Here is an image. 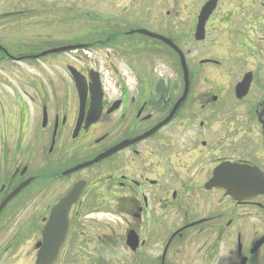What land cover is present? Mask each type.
<instances>
[{
  "label": "flooded vegetation",
  "instance_id": "obj_1",
  "mask_svg": "<svg viewBox=\"0 0 264 264\" xmlns=\"http://www.w3.org/2000/svg\"><path fill=\"white\" fill-rule=\"evenodd\" d=\"M207 1L184 18L175 0L125 4V11L140 12L104 15L108 26L97 40L76 34L58 42V0H0V204L24 183L0 212V237L8 230L0 258L30 239L32 198H39L44 224L52 207L81 183L67 211L70 226L58 263L78 264L82 255L88 261L79 264H107L110 239L119 237L134 264H264V243L255 248L264 235V228L257 229L264 193L239 199L207 185L222 163L264 172V0H214L199 40ZM141 29L170 38L184 54L187 74L172 45ZM216 30L217 56L191 58L188 45H206ZM136 35L148 41L118 40ZM68 45L112 47L108 74L79 54L59 71V56L70 51L52 50ZM44 51L50 52L40 55ZM158 55L174 63L168 74L157 72ZM70 66L88 84L81 121ZM94 77L101 81L102 110L88 122L99 90ZM118 213L125 232L111 235L110 218ZM132 232L134 248L128 243ZM93 240L99 245L91 253Z\"/></svg>",
  "mask_w": 264,
  "mask_h": 264
},
{
  "label": "rangeland",
  "instance_id": "obj_2",
  "mask_svg": "<svg viewBox=\"0 0 264 264\" xmlns=\"http://www.w3.org/2000/svg\"><path fill=\"white\" fill-rule=\"evenodd\" d=\"M141 0H58V42L60 41H69V38L74 39L75 35H85L87 34V38L89 40H97L98 35L100 36V31L104 32L105 28L108 26L107 22L104 19V15H112L116 17L117 15H121L123 17L131 16L134 13L140 12V10L134 9L133 7L129 9L128 11H125V9H122V5H136L137 8L140 6ZM200 0H175L174 5H179L180 13L179 17L184 18L185 12L188 9L196 10V6ZM188 4V5H187ZM186 5V6H185ZM178 8V6H177ZM142 16H144V13H141ZM184 22V21H183ZM116 24L113 26L115 27ZM118 26V25H116ZM85 27H89L90 29H85ZM217 36V30L213 32V34L208 36V39L206 41V45H188L189 48H191V58L194 56L197 59H201L203 57H212L215 58L218 54L219 49L216 48L213 43L214 39ZM62 37V39H60ZM120 41H137V40H144L148 41L147 39H143L140 36L136 35L133 37H120L118 38ZM164 50L163 47L159 46V49L157 51ZM115 50L111 47L107 50L105 47H99V45H94L92 48L86 49V50H78L75 52H71V54L59 56L58 60V70H62V64H65L67 62H72L73 58L72 56L75 54H79L83 57L86 64L91 65H98L100 69L103 70V74L107 75L108 72L105 70V64L107 61L109 62L110 58L112 60L115 59V57L112 55ZM111 52V55L107 56V53ZM109 57V58H108ZM157 67L159 70L157 72L162 73H169V69H173V64L169 62V58L163 55H158L155 57ZM119 62L122 64V60L119 61L116 60V63ZM45 63V62H44ZM205 66V65H204ZM42 68H46L45 64H41ZM30 68V67H29ZM35 68L31 67V72H34ZM63 71V70H62ZM14 73H18V69L15 68ZM210 79H218L214 76L213 73L210 74ZM195 86L199 85V82H195ZM203 87V84H202ZM197 89V87H194ZM204 88V87H203ZM32 110V107H31ZM6 129V128H5ZM3 132V131H2ZM9 140H11V134L9 133ZM54 166H58L57 163L54 164ZM39 198H32L31 204H30V217L31 222L35 225L33 230L30 232V239L24 241V244L22 247H20L19 251L14 253V255L9 256L8 258L1 257L0 258V264H35V258H36V243L41 238V232L40 227L42 225L41 223V215L44 214V210L41 208L39 201ZM264 214V213H262ZM121 214L118 213L117 215H111L110 218V233L111 235L114 233V230L116 229L117 232L120 234H123L125 225L120 221ZM21 216H18L19 219H21ZM16 220H18L16 218ZM259 218L255 216V221H258ZM16 222V221H15ZM15 222H12L9 225V230L12 229V227L15 226ZM37 222V223H36ZM264 228V217H262L261 221L257 225L258 230H262ZM4 234H8V230H6L3 234V236L0 237V249H3V247L8 243L7 240L3 239ZM99 245V242L97 240H93L92 244L89 247L90 252H95L96 247ZM109 250H108V263L107 264H134V254L130 249H127L124 247L121 238H117L114 242L113 239H110L109 243ZM84 253V252H83ZM76 256V255H75ZM80 262H87L88 260L85 259L82 255L80 257ZM78 263V264H79ZM56 264H69L67 259H63L60 263ZM71 264H73L71 262Z\"/></svg>",
  "mask_w": 264,
  "mask_h": 264
},
{
  "label": "water",
  "instance_id": "obj_3",
  "mask_svg": "<svg viewBox=\"0 0 264 264\" xmlns=\"http://www.w3.org/2000/svg\"><path fill=\"white\" fill-rule=\"evenodd\" d=\"M211 1L208 2L203 8L201 15L199 17V23L197 26V38H203L204 37V31H203V25L205 22V19L209 15V12L211 10ZM142 32L148 33L150 35H153L155 37H158L167 43L173 45L180 53L178 47L174 45L172 40L156 33H150L146 30H142ZM75 48V46H69L65 49H72ZM182 54V53H181ZM182 57V63L185 68V73L187 74L186 67H185V61ZM73 75L76 78L80 97H81V112L84 114L85 112V99L88 91L87 83L84 78L79 72H76L74 69H71ZM95 81V80H94ZM97 83V81H95ZM247 84L246 82H244ZM187 89L185 90V93L181 99L184 98L186 94ZM99 94V90H98ZM93 104L91 107V110L89 111L88 118L89 122L95 121L102 109V97L99 94L97 97H93ZM82 117V115H81ZM111 151H108L106 153L100 154L97 156L93 161H97L100 158L104 157L106 154H109ZM86 162L83 164L78 165L74 169L80 168L81 166L90 164L91 162ZM209 186H219L221 188H224L228 193L231 195L238 197L239 199L246 198V197H252L256 196L259 193H264V172L256 167L249 166L247 164H227L222 163L214 170V175L208 182ZM23 187V184L18 186L16 189H14L10 195L5 199V201L0 206V211L5 205V203L14 196L21 188ZM82 184L78 183L74 186V188L69 192L67 196H65L59 203H57L51 212V216L44 226L43 229V240L38 243V252L36 257L35 264H53L60 253L61 247L66 241L70 222L67 218V211L69 206L77 199L78 195L81 192ZM138 240L136 235L132 232L129 235L128 243L134 248L137 244ZM264 242V236H262L258 242L255 245V248L260 246Z\"/></svg>",
  "mask_w": 264,
  "mask_h": 264
}]
</instances>
